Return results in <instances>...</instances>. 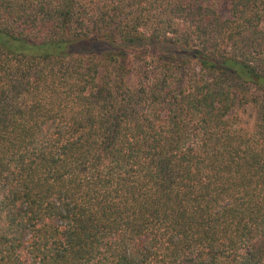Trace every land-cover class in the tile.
Listing matches in <instances>:
<instances>
[{"label": "trees", "instance_id": "obj_1", "mask_svg": "<svg viewBox=\"0 0 264 264\" xmlns=\"http://www.w3.org/2000/svg\"><path fill=\"white\" fill-rule=\"evenodd\" d=\"M0 264H264V0H0Z\"/></svg>", "mask_w": 264, "mask_h": 264}]
</instances>
